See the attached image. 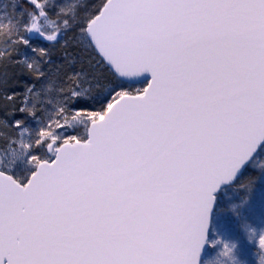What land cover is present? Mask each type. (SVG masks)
<instances>
[{
    "label": "snow or ice",
    "instance_id": "obj_1",
    "mask_svg": "<svg viewBox=\"0 0 264 264\" xmlns=\"http://www.w3.org/2000/svg\"><path fill=\"white\" fill-rule=\"evenodd\" d=\"M0 264H264V0H0Z\"/></svg>",
    "mask_w": 264,
    "mask_h": 264
}]
</instances>
